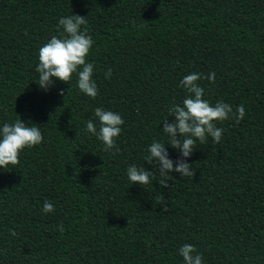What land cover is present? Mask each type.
Listing matches in <instances>:
<instances>
[{
  "label": "trees",
  "instance_id": "obj_1",
  "mask_svg": "<svg viewBox=\"0 0 264 264\" xmlns=\"http://www.w3.org/2000/svg\"><path fill=\"white\" fill-rule=\"evenodd\" d=\"M69 15L94 41L95 99L75 74L38 85V51ZM191 73L204 99L243 105L244 118L216 122L219 143L197 141L194 177L132 185L130 165L154 170L148 147L168 143L162 121ZM98 107L124 120L119 151L85 131ZM19 118L43 141L0 169V264H184L185 244L203 264H264V0H0V127Z\"/></svg>",
  "mask_w": 264,
  "mask_h": 264
},
{
  "label": "clouds",
  "instance_id": "obj_2",
  "mask_svg": "<svg viewBox=\"0 0 264 264\" xmlns=\"http://www.w3.org/2000/svg\"><path fill=\"white\" fill-rule=\"evenodd\" d=\"M87 24L85 16L69 15L59 19L58 27L62 29L61 36H52L50 40L38 51L39 63L35 71L39 74L38 85L47 90L56 80L69 83L73 74L76 75V85L80 92L95 99L98 89L93 80L94 64L87 62L86 57L94 43L88 30L82 26ZM112 70L106 73V78L111 77ZM216 73H210L206 79L215 82ZM199 73H191L183 77L180 86L185 89L187 96L181 104H173L168 109V117H174L172 122L168 118L162 121V131L168 138V143L163 141H153L149 147V155L146 158L148 164L155 165L153 171L146 168H139L130 165L126 170L128 180L139 186L147 185L159 176L161 188L171 187L167 181L170 173H179L181 177H194L196 169L188 162L197 148L196 144H204L207 138L211 137L214 142L219 143L222 139L224 129L217 127L216 122H223L234 119L237 123L245 116V108L240 105L233 112L230 104L217 101L214 105L204 99V89L199 85L201 80ZM64 95V90L59 92ZM94 116L98 122L88 120L86 122V133H91L103 144V150L110 152L115 149V138L122 131L123 118L116 112L96 108ZM179 134V136H178ZM43 135L35 125L26 124L21 119L13 123H5L0 127V169H5L9 165L19 164L20 152L27 148L41 144ZM166 145L178 151V158L173 161L170 158ZM159 203L162 212L168 211L164 197L161 195ZM43 212L54 211V206L45 200ZM63 232V225L59 226ZM15 235V232H12ZM179 255L183 258L184 264H203V257L196 253L193 245L185 244L179 248ZM195 253V254H194Z\"/></svg>",
  "mask_w": 264,
  "mask_h": 264
}]
</instances>
